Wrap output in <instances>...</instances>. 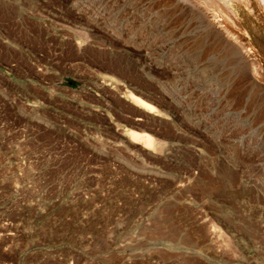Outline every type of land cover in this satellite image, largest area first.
<instances>
[{
	"label": "rangeland",
	"instance_id": "1",
	"mask_svg": "<svg viewBox=\"0 0 264 264\" xmlns=\"http://www.w3.org/2000/svg\"><path fill=\"white\" fill-rule=\"evenodd\" d=\"M239 14L249 57L175 0H0V264H264V19Z\"/></svg>",
	"mask_w": 264,
	"mask_h": 264
},
{
	"label": "bare ground",
	"instance_id": "2",
	"mask_svg": "<svg viewBox=\"0 0 264 264\" xmlns=\"http://www.w3.org/2000/svg\"><path fill=\"white\" fill-rule=\"evenodd\" d=\"M175 2L184 8L188 7L192 11H199L204 14L206 19L219 29L220 33L224 34L229 40L232 39V41L239 43L243 53L248 57L251 56L252 48L249 47L251 46V35L245 26L246 24L244 25V22L241 21L242 17L239 12L246 13L245 15L248 16V14L251 15L254 10H257L260 17L264 19V0H175ZM134 100L147 105L140 98L134 97ZM131 136L135 139H143L146 144L145 147L151 146L149 135L134 131L131 132Z\"/></svg>",
	"mask_w": 264,
	"mask_h": 264
}]
</instances>
